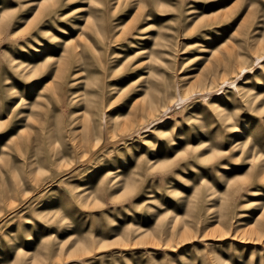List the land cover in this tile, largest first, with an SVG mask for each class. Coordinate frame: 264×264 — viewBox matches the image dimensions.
Returning a JSON list of instances; mask_svg holds the SVG:
<instances>
[{"label":"rangeland","instance_id":"374dc122","mask_svg":"<svg viewBox=\"0 0 264 264\" xmlns=\"http://www.w3.org/2000/svg\"><path fill=\"white\" fill-rule=\"evenodd\" d=\"M0 264H264V0H0Z\"/></svg>","mask_w":264,"mask_h":264},{"label":"bare ground","instance_id":"6f19581e","mask_svg":"<svg viewBox=\"0 0 264 264\" xmlns=\"http://www.w3.org/2000/svg\"><path fill=\"white\" fill-rule=\"evenodd\" d=\"M194 75H191V77H193Z\"/></svg>","mask_w":264,"mask_h":264}]
</instances>
